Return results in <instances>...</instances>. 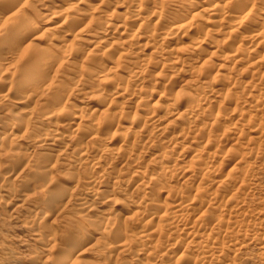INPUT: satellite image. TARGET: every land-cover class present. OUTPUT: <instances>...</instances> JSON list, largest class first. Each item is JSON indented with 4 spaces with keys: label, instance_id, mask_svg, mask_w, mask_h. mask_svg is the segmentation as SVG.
<instances>
[{
    "label": "rangeland",
    "instance_id": "rangeland-1",
    "mask_svg": "<svg viewBox=\"0 0 264 264\" xmlns=\"http://www.w3.org/2000/svg\"><path fill=\"white\" fill-rule=\"evenodd\" d=\"M0 264H264V0H0Z\"/></svg>",
    "mask_w": 264,
    "mask_h": 264
},
{
    "label": "bare ground",
    "instance_id": "bare-ground-1",
    "mask_svg": "<svg viewBox=\"0 0 264 264\" xmlns=\"http://www.w3.org/2000/svg\"><path fill=\"white\" fill-rule=\"evenodd\" d=\"M64 263V262H63Z\"/></svg>",
    "mask_w": 264,
    "mask_h": 264
}]
</instances>
